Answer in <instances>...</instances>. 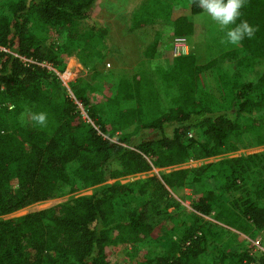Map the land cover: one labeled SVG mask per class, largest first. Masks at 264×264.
Wrapping results in <instances>:
<instances>
[{"label": "trees", "instance_id": "16d2710c", "mask_svg": "<svg viewBox=\"0 0 264 264\" xmlns=\"http://www.w3.org/2000/svg\"><path fill=\"white\" fill-rule=\"evenodd\" d=\"M96 1H0V217L106 182L90 196L0 219V264H113L115 246L144 242L153 225L139 206L121 208L120 201L149 196L144 206L161 214L171 191L182 194L191 181L212 182L193 202L199 214L254 236L264 228V150L227 154L264 145V68L248 80L215 60L200 64L190 53L155 59L159 33L144 51L151 68L127 76L103 74L93 65L88 79L70 83L94 123L85 124L60 76L41 63L63 72L75 52L90 69L93 58L102 57L108 29L80 28ZM174 1L142 0L132 11L131 29L160 19L171 24L174 36L190 39L192 14L201 9L189 0L191 14L175 16ZM241 12L240 20L256 28L254 37L215 47L247 67L264 60V0H247ZM48 27L62 42H47ZM205 72L215 77L202 84ZM26 105L31 113H48L47 127L27 124ZM190 131L197 137L189 138ZM114 133L133 147L105 137ZM193 156L221 157L173 170L162 180L115 181L153 166L184 164ZM201 222L195 215L162 252L132 264H207L202 260L207 251L213 254L211 264H264V257L256 260L240 251L215 224L206 221L205 228Z\"/></svg>", "mask_w": 264, "mask_h": 264}, {"label": "rangeland", "instance_id": "374dc122", "mask_svg": "<svg viewBox=\"0 0 264 264\" xmlns=\"http://www.w3.org/2000/svg\"><path fill=\"white\" fill-rule=\"evenodd\" d=\"M1 1V0H0ZM142 0H97L93 6V9L88 17L80 22L81 30L90 29L92 26H104L108 29V34L103 42L101 53L102 57L93 58V61L86 66L82 61L80 54L75 52L73 55L67 58L66 66L72 70V78L83 77L88 79L92 75V66L95 65L103 74H119V75H132L140 68H151L152 59L144 55L146 48L154 42L159 34L161 36L160 45L158 53L155 55V59L167 58L172 56V42H173V31L171 24L167 21L157 20L155 23L140 27L137 29H131V14L132 11L138 6ZM175 16L182 13L191 12L190 1L189 0H175L174 1V11ZM194 21V34L190 37V54H194L197 58L198 63L206 64L210 61L215 60L217 66L228 70L231 74L238 73L244 79L255 80L258 75L262 72L264 68V60L262 62L255 61L251 65L244 67L238 60L231 59L228 57H223L219 50L215 47V43H222L224 39V32L220 31L218 25H216L209 17H207L203 11H199L193 15ZM44 35L49 44H57L62 42L63 36L59 35L54 28L48 27L44 31ZM228 44V43H222ZM229 46L231 44H228ZM242 56V54H241ZM27 61V59H24ZM88 62V61H87ZM110 64V65H109ZM41 65L46 66L48 69L53 71H58L54 68L51 63L44 61ZM207 74V75H206ZM62 79L67 81L64 78ZM210 76L211 79L215 77L214 73L208 72L201 77L202 84H206L207 77ZM69 80V79H68ZM68 82V81H67ZM212 83H215V79ZM70 96L74 98L79 103L82 101L78 100L73 91L69 90ZM83 104V103H82ZM84 105V104H83ZM85 106V105H84ZM23 111V119L30 124V107L25 106ZM79 108V107H78ZM85 124H92L85 121ZM106 135V134H105ZM198 134L190 131L188 134L189 138H196ZM113 142L122 144L124 146L129 145L128 142H122V134L114 133L111 135H106ZM132 147L133 145L130 144ZM264 150L263 146L242 148L236 152L229 153L227 155H239L242 153H252ZM196 153V149L194 150ZM219 157H211L207 159L192 157L188 162L180 165H174L169 167H155L153 166L147 171L130 174L126 176H121L115 179L119 183H133L139 180H144L146 178L157 176L161 180L163 176L168 172L177 170L179 168L196 167L206 162L213 161ZM70 171L72 166L69 167ZM212 182L206 181H191L187 183L182 194L171 191L169 196V206L161 214H156L153 211L150 203L149 196L137 195L135 198L122 199L120 201L121 208L139 206L140 211L145 213L146 218H153L152 230L148 238L139 244H119L112 249V263L113 264H132L135 260L147 256L156 255L164 250L168 246L170 240L179 237L182 230V226L191 224L195 220V215H199L202 218L201 224L206 228V221L215 224L218 229L222 230V233H226V238H232V241L236 248L240 251L248 250L252 246L253 235L250 233H244L237 230L234 227L226 225L225 223L215 220L206 215L199 214L193 208V202L196 196L206 188L207 185ZM106 184H98L95 186H90L81 189L72 194H67L65 196L56 197L53 199L40 201L15 211L11 214L1 216L0 219H7L12 217H17L32 211H37L51 207L59 203H66L71 201L73 198L86 195L90 196L97 191L101 190ZM155 197L152 201H154ZM222 227V228H221ZM232 233V234H231ZM234 233V238L231 237ZM231 234V235H230ZM213 258L212 252L207 251L203 254L202 260L207 264H211Z\"/></svg>", "mask_w": 264, "mask_h": 264}, {"label": "clouds", "instance_id": "9594fccd", "mask_svg": "<svg viewBox=\"0 0 264 264\" xmlns=\"http://www.w3.org/2000/svg\"><path fill=\"white\" fill-rule=\"evenodd\" d=\"M209 17L220 31L224 32L222 43L239 45L246 37H254L256 28L247 20H240L241 9L247 0H192ZM239 20V22H237ZM35 125L45 128L48 125V113L44 111L30 113Z\"/></svg>", "mask_w": 264, "mask_h": 264}, {"label": "built area", "instance_id": "2783aa9c", "mask_svg": "<svg viewBox=\"0 0 264 264\" xmlns=\"http://www.w3.org/2000/svg\"><path fill=\"white\" fill-rule=\"evenodd\" d=\"M172 46H173L172 55L175 57L189 54L191 47L190 39L185 35H176L173 37ZM56 72L61 79H62L61 74H64V78L68 82L62 79L63 84L68 88V90H70L71 89L70 83L77 78V77L74 79L72 78V70L67 68L66 66V69L63 72L60 71H56ZM75 103L77 104V109L80 115L82 116L83 120L89 123H93L88 113V109L81 102L79 103V101L77 102L75 100ZM251 241H252V246L247 250L249 254L252 257L256 258V260L258 257H264V228L258 230Z\"/></svg>", "mask_w": 264, "mask_h": 264}, {"label": "crops", "instance_id": "0c3cea01", "mask_svg": "<svg viewBox=\"0 0 264 264\" xmlns=\"http://www.w3.org/2000/svg\"><path fill=\"white\" fill-rule=\"evenodd\" d=\"M186 14L189 15V14H191V13H190V12H189V13L187 12ZM193 15H194V14H192V17H193ZM160 40H161V37H160ZM159 45H160V41H159ZM158 49H159V46H158Z\"/></svg>", "mask_w": 264, "mask_h": 264}]
</instances>
